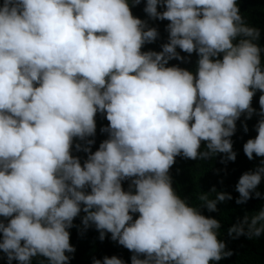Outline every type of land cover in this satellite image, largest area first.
I'll return each mask as SVG.
<instances>
[{"label": "clouds", "instance_id": "9594fccd", "mask_svg": "<svg viewBox=\"0 0 264 264\" xmlns=\"http://www.w3.org/2000/svg\"><path fill=\"white\" fill-rule=\"evenodd\" d=\"M144 2L150 20L169 22L160 52L142 51L160 35L133 15L142 0L0 4V252L7 264L38 256L70 264L77 217L101 241L111 234L132 252L131 264H210L233 255L219 239L221 223L201 213L233 197L212 188L193 205L173 187L170 169L176 157L223 154L222 162H234L231 138L242 116L259 117L244 153L264 158L261 31L238 0ZM177 49L198 56L195 72L168 66L185 61ZM97 114L108 121L100 129L108 138L93 152ZM74 149L87 154L83 163ZM262 180L264 159L240 176L236 204L264 199ZM227 234L264 235V206ZM93 264L125 261L105 256Z\"/></svg>", "mask_w": 264, "mask_h": 264}, {"label": "trees", "instance_id": "16d2710c", "mask_svg": "<svg viewBox=\"0 0 264 264\" xmlns=\"http://www.w3.org/2000/svg\"><path fill=\"white\" fill-rule=\"evenodd\" d=\"M2 3L3 0H0V4ZM238 4L240 12L247 23L261 31L259 44L261 47H264V0H238ZM144 6L145 2L142 0L139 6L132 8L133 15L142 20H148L149 26L156 27L160 35L155 43L145 45L142 51L153 50L160 52L162 50L161 45L167 43L168 40V33L165 29L169 22L150 20L143 11ZM158 10L163 11L160 8ZM177 51L180 52L181 56L186 58L185 61L172 60L168 66L176 65L195 72L198 56L195 53L189 56L180 49H177ZM262 64H264V53H262ZM260 95L261 93L257 92L252 101V107L257 112L260 110ZM258 119L259 117L256 115L248 120L242 116L237 121V131L231 138L233 150L237 153V158L234 162H222L224 159L223 154H218L216 157L214 156L209 160L203 161L176 157V162L170 169L173 187L176 188L181 197L187 198L193 205L199 206L202 203L197 199L199 193H209L212 188H215L217 192H225L233 197L232 200L218 203V210L216 212H208L206 208H201L203 215L215 218L221 223L219 239L226 243L227 250L233 252L231 257L222 259L219 262H210V264H264V235L250 240L245 236H241L239 239H232L227 234V230L239 219H242L246 214L251 215L258 212L264 206V199L253 198L243 205H237L235 202L239 197V193L235 191V186L240 176L245 172L254 170L259 166L260 160L264 159L255 157L254 154V158L249 160L243 151V145L249 139H254L257 135L255 125ZM96 122L97 133L94 137L95 144L92 146L93 152L98 149L102 141L108 138L106 133H101L100 131L101 128L107 127L108 121L102 115L97 114ZM244 124H247V133L243 128ZM73 155L79 156L82 163L87 158L85 152H77L75 149L73 150ZM129 183L130 181L123 182V187L126 191L128 190ZM257 190L264 193V180H262ZM210 198H215V193L211 194ZM83 215L84 213H81V216ZM2 219L0 217V220ZM73 223L75 227L69 230L70 243L75 247L76 251L74 254L66 253V255L73 257L70 264H93V259L102 260L105 256L109 258L117 256L123 259L125 264H131L133 253L120 246L117 242L112 241L110 238L111 234H107L105 240L101 241L99 239V232L94 226L84 230L80 217H77ZM0 239H2V234H0ZM140 258L143 259L144 257ZM41 261L47 264L46 258L40 256L34 257L32 264H40ZM0 264H7L3 252H0ZM13 264H18V262L13 261Z\"/></svg>", "mask_w": 264, "mask_h": 264}]
</instances>
